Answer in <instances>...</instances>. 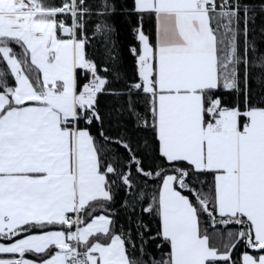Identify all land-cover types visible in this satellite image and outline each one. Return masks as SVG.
Instances as JSON below:
<instances>
[{
  "label": "snow or ice",
  "instance_id": "snow-or-ice-1",
  "mask_svg": "<svg viewBox=\"0 0 264 264\" xmlns=\"http://www.w3.org/2000/svg\"><path fill=\"white\" fill-rule=\"evenodd\" d=\"M0 264H264V0H0Z\"/></svg>",
  "mask_w": 264,
  "mask_h": 264
},
{
  "label": "trees",
  "instance_id": "trees-1",
  "mask_svg": "<svg viewBox=\"0 0 264 264\" xmlns=\"http://www.w3.org/2000/svg\"><path fill=\"white\" fill-rule=\"evenodd\" d=\"M116 27H117V29H118V31L120 33V37L119 38H120L121 42L126 44L128 39H129V37H128L127 31H126L125 23L122 20H117L116 21ZM253 86H254V88L256 87L255 84Z\"/></svg>",
  "mask_w": 264,
  "mask_h": 264
}]
</instances>
